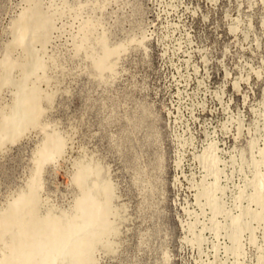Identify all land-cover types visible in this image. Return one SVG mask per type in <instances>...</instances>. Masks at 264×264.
Segmentation results:
<instances>
[{
	"label": "rangeland",
	"instance_id": "obj_1",
	"mask_svg": "<svg viewBox=\"0 0 264 264\" xmlns=\"http://www.w3.org/2000/svg\"><path fill=\"white\" fill-rule=\"evenodd\" d=\"M0 264H264V0H0Z\"/></svg>",
	"mask_w": 264,
	"mask_h": 264
},
{
	"label": "bare ground",
	"instance_id": "obj_2",
	"mask_svg": "<svg viewBox=\"0 0 264 264\" xmlns=\"http://www.w3.org/2000/svg\"><path fill=\"white\" fill-rule=\"evenodd\" d=\"M33 99V98H32Z\"/></svg>",
	"mask_w": 264,
	"mask_h": 264
}]
</instances>
